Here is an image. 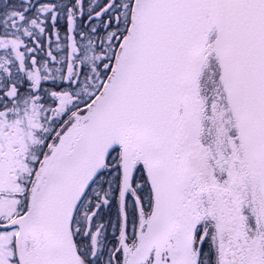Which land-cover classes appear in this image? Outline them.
I'll use <instances>...</instances> for the list:
<instances>
[{
	"label": "snow or ice",
	"instance_id": "1",
	"mask_svg": "<svg viewBox=\"0 0 264 264\" xmlns=\"http://www.w3.org/2000/svg\"><path fill=\"white\" fill-rule=\"evenodd\" d=\"M0 264H264V0H0Z\"/></svg>",
	"mask_w": 264,
	"mask_h": 264
}]
</instances>
